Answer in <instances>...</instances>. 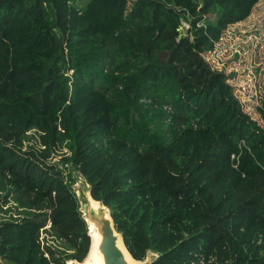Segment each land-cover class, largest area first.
<instances>
[{"label":"trees","instance_id":"16d2710c","mask_svg":"<svg viewBox=\"0 0 264 264\" xmlns=\"http://www.w3.org/2000/svg\"><path fill=\"white\" fill-rule=\"evenodd\" d=\"M259 2L0 0L3 264L85 259L70 165L135 260L264 264V128L204 58Z\"/></svg>","mask_w":264,"mask_h":264},{"label":"rangeland","instance_id":"374dc122","mask_svg":"<svg viewBox=\"0 0 264 264\" xmlns=\"http://www.w3.org/2000/svg\"><path fill=\"white\" fill-rule=\"evenodd\" d=\"M187 30L185 25L182 32L186 34ZM204 58L214 70L227 76L234 74L228 84L233 87L235 97L243 111L264 128L260 114L264 98V0H260L245 21L229 26L215 51L204 54ZM45 238L50 239L42 232L41 239Z\"/></svg>","mask_w":264,"mask_h":264},{"label":"water","instance_id":"95a60500","mask_svg":"<svg viewBox=\"0 0 264 264\" xmlns=\"http://www.w3.org/2000/svg\"><path fill=\"white\" fill-rule=\"evenodd\" d=\"M69 168L75 181L73 190L79 201V211L87 225L90 247L82 262L69 260L66 264H84L93 251L100 257L101 264H153L156 262L159 255L152 251L147 253L144 261H137L133 258L125 245L123 235L116 230L109 208L104 203L93 199L91 186L83 174L71 165ZM93 202L98 203L99 206H94ZM96 241L97 243H95ZM2 243L3 237L1 236L0 227V248Z\"/></svg>","mask_w":264,"mask_h":264},{"label":"bare ground","instance_id":"6f19581e","mask_svg":"<svg viewBox=\"0 0 264 264\" xmlns=\"http://www.w3.org/2000/svg\"><path fill=\"white\" fill-rule=\"evenodd\" d=\"M93 205L96 206V207L99 206V204L95 203V202H93ZM95 243H97V241ZM128 259H129V261H131V259L129 257H128ZM84 264H101V259L97 255V253H95V251H93L91 253V256L89 257V259H87V261H85Z\"/></svg>","mask_w":264,"mask_h":264}]
</instances>
